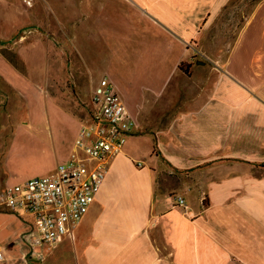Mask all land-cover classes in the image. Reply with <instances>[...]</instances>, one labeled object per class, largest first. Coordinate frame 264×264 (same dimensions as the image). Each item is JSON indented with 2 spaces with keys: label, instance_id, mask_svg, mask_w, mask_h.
I'll list each match as a JSON object with an SVG mask.
<instances>
[{
  "label": "crops",
  "instance_id": "crops-1",
  "mask_svg": "<svg viewBox=\"0 0 264 264\" xmlns=\"http://www.w3.org/2000/svg\"><path fill=\"white\" fill-rule=\"evenodd\" d=\"M27 2L24 23L10 9L15 26L0 39L36 18ZM234 2L73 0L74 34L88 33L74 44L84 40L90 71L113 83L136 125L74 239L58 244L71 241L77 264H264V0L225 41L220 28ZM22 40L20 65L0 48L1 141L10 160L18 144L26 167L40 171L17 178L3 169L0 192L68 159L102 79L83 106L72 104L61 88L63 61ZM13 104L21 123H11ZM67 125L70 142L61 134ZM1 216L23 221L0 234V264H44L47 254L32 256L31 218Z\"/></svg>",
  "mask_w": 264,
  "mask_h": 264
},
{
  "label": "built area",
  "instance_id": "built-area-1",
  "mask_svg": "<svg viewBox=\"0 0 264 264\" xmlns=\"http://www.w3.org/2000/svg\"><path fill=\"white\" fill-rule=\"evenodd\" d=\"M31 5V0L27 2ZM136 125L108 78H102L92 96V109L74 148L55 171L25 180L0 192V210L30 217L32 256L41 260L75 231L95 202L110 170ZM177 206L187 209L183 196ZM35 235V236H34ZM4 253L0 247V263Z\"/></svg>",
  "mask_w": 264,
  "mask_h": 264
},
{
  "label": "rangeland",
  "instance_id": "rangeland-1",
  "mask_svg": "<svg viewBox=\"0 0 264 264\" xmlns=\"http://www.w3.org/2000/svg\"><path fill=\"white\" fill-rule=\"evenodd\" d=\"M234 1L235 6L227 10L226 15L224 16V25L222 28H220V36L225 41H228V39L231 41L234 38V36L239 31V27H242L246 14L253 9L255 2L259 0ZM33 2L34 7L31 8L30 11L34 10V12H36V18L32 19L29 24L18 28V31L14 33L12 37L0 39V48L2 45H5V49L3 50L8 52L7 54L10 53L9 57L17 65H20L22 64V61L14 52H16L15 48L19 49L22 45H25L24 40L20 41L22 37H26L28 43L33 44L34 46L38 45L41 48L46 47L50 55L57 57V59L62 60L64 63L65 81L61 86V88L64 90L63 97L70 99L72 104H74L73 101L75 99L80 106H83L84 102L87 100L84 98H87L88 95L91 94L93 85H95V83L97 84V82L102 77L99 75L97 76V74H94L90 71L89 66H87L88 62L79 53V47L80 45L82 46L84 44V40H81V42L77 40V45L74 44V40H76L75 37H78L79 35L74 34L73 0H33ZM23 5V0H7V4L0 5L1 32L14 29V18L8 14L10 9L14 14L13 16L17 18L18 24L24 23L26 17H24L25 5ZM86 20V18H81L80 25L82 31L84 28H86L88 31L89 26L87 25V22L85 23ZM80 34L82 35L79 37L83 38V35L85 37L88 33L85 34L82 32ZM10 49L12 51H10ZM6 52L4 53L6 54ZM14 105L15 104L12 106V110L14 111L13 118L12 122H10L13 124H18L22 122L25 116L19 108L16 112ZM5 128L7 127L3 126V123L0 119V172H4L2 171L3 169H8L7 171H13V173H15L13 176L17 178L19 175H24V171H26L27 175H31V172L38 173L40 171L38 167H32L28 165L26 167L17 147L18 144H15V148L13 150L17 158L15 161L10 160L8 157L10 147V144L8 145L9 141H7L6 138L1 141L3 135L2 133ZM62 128H64L61 133L62 138L64 137L66 142L73 140L75 136L74 126L67 125L66 127L64 126ZM8 164L10 165L9 167ZM43 175L35 176L37 177ZM11 181L16 182L18 179ZM176 196H174V198H176ZM27 219L30 220L29 218ZM22 221L23 220L21 219H14L13 217L1 216L0 234L7 235L9 232L12 233L18 231ZM58 246L46 253L47 258L44 264H77L76 254L71 241L67 239L64 243Z\"/></svg>",
  "mask_w": 264,
  "mask_h": 264
}]
</instances>
